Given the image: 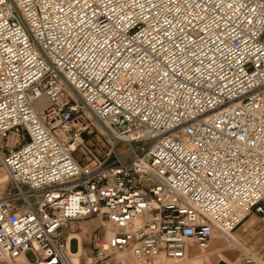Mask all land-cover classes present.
<instances>
[{"label": "built area", "instance_id": "built-area-1", "mask_svg": "<svg viewBox=\"0 0 264 264\" xmlns=\"http://www.w3.org/2000/svg\"><path fill=\"white\" fill-rule=\"evenodd\" d=\"M0 172V264L240 245L264 225V0H0Z\"/></svg>", "mask_w": 264, "mask_h": 264}, {"label": "rangeland", "instance_id": "rangeland-1", "mask_svg": "<svg viewBox=\"0 0 264 264\" xmlns=\"http://www.w3.org/2000/svg\"><path fill=\"white\" fill-rule=\"evenodd\" d=\"M20 134H21V137H22L21 140H22L23 139V132L21 131ZM136 146L137 145L133 144V147L134 148ZM124 152H125V149H124L123 145L122 144H118L117 145V153L119 155H122V154H124ZM0 180H1L0 191H2L4 188L7 187V182H5V176L1 172H0ZM248 220L249 221H253V223H254L253 230L255 232V236L254 237L247 236L243 242L240 241V240H238V238L235 236L234 238L238 241V244H240L241 246L240 245H237L236 246L233 243L226 241L224 238H222V239L221 238H217L214 241L213 248L212 247H209L206 250H200L201 253H199L198 251H196V249L194 248V252H195V256H196L195 259H191L189 261H186L185 260V262H183L182 264H194V263L195 264H200V263L201 264H206V263H204L202 261V258L198 259L197 260L198 262H196V258L197 257H200V256L202 257L206 253H208L209 251H211V250H213L214 248H217V247L219 248L222 245H225L226 247H230L231 249L234 248L237 251H239V248H242V246H243L246 249H248L247 252L251 253L253 256H255L259 260V264H264V225L261 223V221L259 220V218L256 215H253V214L248 217ZM83 222H85V221H83ZM88 222L94 224V227L92 225H89V224L84 226V228L87 229V231L89 232L88 235H86V233L83 231V229L78 228V226H79L78 223H82V222H78V223L71 224L68 227L70 229H72V231H74L75 233H78L79 232L82 235L84 234L85 237H86V239H87L88 236L95 231V227H96V223L94 221H88ZM242 224H240V227L242 226ZM226 242H228V243H226ZM245 243H246V245H245ZM193 246L196 247L195 245H193ZM76 247H77L76 241H72L70 243V250L72 252H75L76 251ZM25 257H26V259H27V261L29 263H33L34 260H35L34 256L30 252L26 253L25 254ZM239 260H240V258H239ZM239 260H238V263H239ZM167 263H169V262H167ZM169 264H172V263H169Z\"/></svg>", "mask_w": 264, "mask_h": 264}, {"label": "crops", "instance_id": "crops-1", "mask_svg": "<svg viewBox=\"0 0 264 264\" xmlns=\"http://www.w3.org/2000/svg\"><path fill=\"white\" fill-rule=\"evenodd\" d=\"M244 221H243L244 223L242 222L243 224L241 223L242 226L240 227V225H239L237 227V229L235 230V232L233 233V236L234 237L236 236L238 238V240H240L242 242L245 240V238L247 236H249V237H254L255 236V232L253 230V227H254L253 221H249L248 217ZM88 224L92 225L94 227V224L93 223H89L88 221H85V222H82V223H78V225H79L78 228L83 229V231L86 233V235H88L89 232L87 231V229L84 228V226L88 225ZM215 238H221L222 239V237L214 235L211 238L210 243ZM225 240L230 242L227 239H225ZM228 242H226V243H228ZM245 245H246V243H245ZM209 247H210V245H209ZM247 251H248V249H246L243 246H242V248H239V251H237L234 248L231 249L230 247H226L225 245H222L219 248L218 247L214 248L213 250L209 251L208 253H206L202 257L201 256L197 257L196 258V262H198L197 261L198 259L202 258V261L204 263H206V264H237L239 258L241 259L243 254L249 253Z\"/></svg>", "mask_w": 264, "mask_h": 264}, {"label": "bare ground", "instance_id": "bare-ground-1", "mask_svg": "<svg viewBox=\"0 0 264 264\" xmlns=\"http://www.w3.org/2000/svg\"><path fill=\"white\" fill-rule=\"evenodd\" d=\"M14 140H15V136H12V137L10 138V141L13 142ZM0 184H1V180H0ZM75 236H77V235L75 234ZM216 239H217V238H215V239L212 240V242L209 244L210 247L213 248V246H214V241H215ZM192 247H193V248H192ZM194 248L196 249V251H198L199 253H201L199 249H197V248L194 247L193 245H190V246L188 247V249H187L186 261H189V260H191V259H195L196 256H195ZM167 264H169V263H167ZM194 264H195V263H194Z\"/></svg>", "mask_w": 264, "mask_h": 264}]
</instances>
